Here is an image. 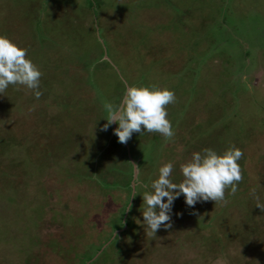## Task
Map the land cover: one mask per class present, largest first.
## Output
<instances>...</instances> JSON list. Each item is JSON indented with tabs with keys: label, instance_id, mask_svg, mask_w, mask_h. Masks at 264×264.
Segmentation results:
<instances>
[{
	"label": "rangeland",
	"instance_id": "rangeland-1",
	"mask_svg": "<svg viewBox=\"0 0 264 264\" xmlns=\"http://www.w3.org/2000/svg\"><path fill=\"white\" fill-rule=\"evenodd\" d=\"M0 35L42 72L0 95V264H264V0H0ZM133 85L175 93L172 140L102 130ZM233 145L237 193L147 236L158 169Z\"/></svg>",
	"mask_w": 264,
	"mask_h": 264
},
{
	"label": "clouds",
	"instance_id": "clouds-1",
	"mask_svg": "<svg viewBox=\"0 0 264 264\" xmlns=\"http://www.w3.org/2000/svg\"><path fill=\"white\" fill-rule=\"evenodd\" d=\"M41 77L42 72L28 58L27 49L19 47L7 36L0 35V95L10 85L22 86L39 99L42 95L39 91ZM175 100V93L166 88L127 86L118 105L104 102L107 123L102 130L106 131L111 124H117L114 134L121 144H126L133 133L142 132L158 133L166 141H170L175 133L168 119L167 108ZM242 157V150L234 145L222 154L211 148L193 152L190 159L180 165L183 179L179 183L170 179L174 169L172 162L161 166L158 178L151 183L153 191H146L142 195L146 235L155 237L161 226L171 228L170 212L174 200L180 195L184 196L189 207L209 200L215 204H226V192L234 196L243 179L239 164ZM134 167L139 169L136 165ZM251 194L257 200L255 206L264 211V204L259 202L256 190L253 189ZM130 208L129 204L127 210Z\"/></svg>",
	"mask_w": 264,
	"mask_h": 264
}]
</instances>
